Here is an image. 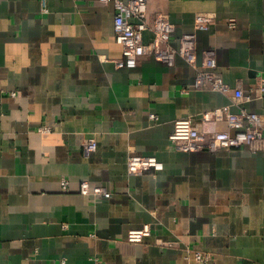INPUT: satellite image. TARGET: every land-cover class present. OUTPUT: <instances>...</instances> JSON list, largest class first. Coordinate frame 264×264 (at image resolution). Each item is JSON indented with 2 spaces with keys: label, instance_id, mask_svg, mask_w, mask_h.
Masks as SVG:
<instances>
[{
  "label": "crops",
  "instance_id": "1",
  "mask_svg": "<svg viewBox=\"0 0 264 264\" xmlns=\"http://www.w3.org/2000/svg\"><path fill=\"white\" fill-rule=\"evenodd\" d=\"M147 11L168 16L174 47L195 33L196 67L216 51L226 93L193 90L196 70L180 57L116 68L111 3L0 0V264H188L185 248L264 264V150L180 152L168 141L175 120L198 124L223 106L257 113L264 129V0H147ZM198 14L208 30H196ZM133 155L163 170L130 174ZM82 182L111 196L81 195ZM145 224L149 237L126 241Z\"/></svg>",
  "mask_w": 264,
  "mask_h": 264
},
{
  "label": "built area",
  "instance_id": "2",
  "mask_svg": "<svg viewBox=\"0 0 264 264\" xmlns=\"http://www.w3.org/2000/svg\"><path fill=\"white\" fill-rule=\"evenodd\" d=\"M102 4L111 3L115 10L113 29L115 41L122 47V57L114 61L116 68L133 69L142 56H151L154 60L167 67L175 64L176 57L184 59L192 65L196 74L192 88L203 90L209 87L212 91L226 93L228 86L216 73V51L212 48L202 52V65L196 67V35L185 33L178 39V45H172V34L175 28L164 13H157L149 19L147 14V0H98ZM212 22L202 14L194 18L195 28L198 31L208 30ZM151 32L153 37L148 43L143 42V34ZM264 93V87L261 88ZM183 93L188 92L184 89ZM150 118L156 120L154 114ZM225 121L227 129L218 131L214 126L218 121ZM49 131L48 127L42 128ZM169 147L174 151L197 152L209 151L216 153L228 149L247 146L251 151L264 150V129L261 117L257 113L245 109L232 113L229 106L215 108L202 113L200 122L193 123L191 117L180 118L174 121L173 131L168 138ZM95 143L91 141L85 147V152L95 150ZM127 170L130 174L145 171L158 173L163 170V164L153 156L133 155L127 159ZM61 187L68 189V182L63 180ZM80 194L93 195L100 198H109L110 191L100 186H91L87 182L80 184ZM152 234L149 224L138 229H131L127 233L126 241L133 244L143 242ZM165 248H172L173 243H162ZM185 260L188 264H217L211 253L191 248H185ZM59 264H67L65 259H59Z\"/></svg>",
  "mask_w": 264,
  "mask_h": 264
}]
</instances>
